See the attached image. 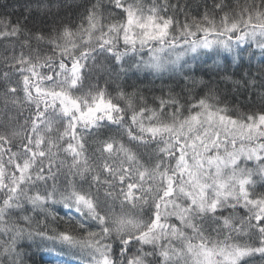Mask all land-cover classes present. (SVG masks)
I'll list each match as a JSON object with an SVG mask.
<instances>
[{
    "label": "snow or ice",
    "instance_id": "obj_1",
    "mask_svg": "<svg viewBox=\"0 0 264 264\" xmlns=\"http://www.w3.org/2000/svg\"><path fill=\"white\" fill-rule=\"evenodd\" d=\"M66 7L29 0L21 24L0 3V264H28L25 242L74 264H264V0ZM199 66L255 98L230 105ZM130 73L175 86L150 100Z\"/></svg>",
    "mask_w": 264,
    "mask_h": 264
},
{
    "label": "trees",
    "instance_id": "obj_2",
    "mask_svg": "<svg viewBox=\"0 0 264 264\" xmlns=\"http://www.w3.org/2000/svg\"><path fill=\"white\" fill-rule=\"evenodd\" d=\"M2 2H6L15 6V14H12L11 16L13 21L19 18L21 24L25 23L24 17L29 15V13L24 12L23 15H21V13L23 12V5L28 3L29 0H0V3ZM61 2H65L68 5V7L61 11V16L66 21L71 20L75 23H78V12L75 7H72L74 0H61ZM75 2L78 3L79 0H75ZM181 2H183V0H181ZM187 2L193 6V10L195 12L197 5L203 4L204 0H187ZM208 2L211 3V0H208ZM9 12L11 14V9H9ZM29 26H31V24H29ZM142 55L147 58L146 52ZM208 63L211 65V61ZM258 68L259 63L257 60H254L250 67L247 65V63H245L239 68L230 69V71L233 72L234 78L240 79L244 72H250L252 75H256ZM195 71L198 75H203L205 79H211L214 82H219L222 88V95L226 97V100L230 105H245L249 102V96H252L253 98L256 96V92L250 88H240L239 91H234L231 83L225 84L223 81H219V77L215 75L216 69L214 67L199 66L195 69ZM127 84L135 85L136 87L142 89L145 94L148 95L150 100L153 95L160 96L162 94L161 89H163L166 93L168 85L175 86L174 82L170 81L167 75L161 79L153 77L148 73H139L136 76H133L130 73L129 78L127 79ZM112 95L115 96V93L113 92ZM56 211L61 216L65 215V210L60 205L56 206ZM61 223L63 222L61 221ZM23 251L25 252L24 258L28 264H74V258L67 252L48 249L37 250L35 246L29 247L28 242H25Z\"/></svg>",
    "mask_w": 264,
    "mask_h": 264
}]
</instances>
